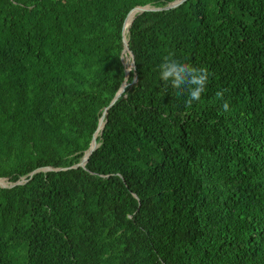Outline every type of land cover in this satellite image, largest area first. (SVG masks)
I'll use <instances>...</instances> for the list:
<instances>
[{"label": "trees", "instance_id": "obj_1", "mask_svg": "<svg viewBox=\"0 0 264 264\" xmlns=\"http://www.w3.org/2000/svg\"><path fill=\"white\" fill-rule=\"evenodd\" d=\"M172 1L0 0V264H264V0L135 13L108 105L126 13ZM168 53L213 74L191 107Z\"/></svg>", "mask_w": 264, "mask_h": 264}, {"label": "clouds", "instance_id": "obj_2", "mask_svg": "<svg viewBox=\"0 0 264 264\" xmlns=\"http://www.w3.org/2000/svg\"><path fill=\"white\" fill-rule=\"evenodd\" d=\"M158 73L165 88L169 86L173 88L177 97H187L186 107H191L194 102L200 100L206 91L210 76L213 75L206 66H195L182 61L173 53H168L162 58V62L158 65ZM216 95L222 98L223 92L217 91ZM222 109L225 112L230 110L227 101L223 103Z\"/></svg>", "mask_w": 264, "mask_h": 264}, {"label": "water", "instance_id": "obj_3", "mask_svg": "<svg viewBox=\"0 0 264 264\" xmlns=\"http://www.w3.org/2000/svg\"><path fill=\"white\" fill-rule=\"evenodd\" d=\"M182 1H183V0H174V1L170 2V3H168L166 6H164V7H162V8H154V7H151V6H149V5H143V6H132V7L128 10V12L126 13V15H125V17H124V20H123V23H122V27H121V38H122V44H123V47H122V50H121L120 58H121V60H122V54H123L124 52H127V54H128L129 57H130V60H131V69H133V71H134V61H133V58H132V53H131V51L129 50V48H128V46H127V43H126V40H125V38H124V28H123V24H124L125 18H126V16L128 15L129 11H130L131 9L135 8V9H136V13L138 14V13H141L142 11H155V10H162V9H167V8H170V7H174V6L178 5L179 3H181ZM132 19H133V18H132ZM131 21H132V20H131ZM130 23H131V22H130ZM129 25H130V24H129ZM124 50H126V51H124ZM126 75H127V72H126V70H125V73H124V79H123V81H122L120 87L118 88V90L116 91L115 95L113 96V98L111 99V101L109 102L108 105H111V104L117 99V97L119 96V94L123 91L124 87H125L127 84H129V83H127V82L125 81V79H126ZM135 80H136V77L134 78L133 81H135ZM106 110H107V107H105L104 110H103V112H102L101 117H103V119H105V117H106ZM98 121H99V120H98ZM103 123H104V122H103ZM102 125H103V124H102ZM97 126H98V123H97ZM97 126H96V128H97ZM101 129H102V126H101ZM101 129H100V130H101ZM95 131H96V129H95ZM95 131H94V133H95ZM94 133H93V135H92V138L90 139V142H89V145H88L87 149L84 151L83 156L81 157V159H80V160H79L74 166H79L80 168H84L85 163H86V160H87L89 154H90L91 151L97 146V142H96V145H95V146H91V143H92V141H93V139H94ZM50 169H51V168H49V167H43V168H41V170H43V171L50 170ZM37 170H39V168H36V169H34L33 171H31V172H30V175H31L32 173L36 172ZM56 170H58V169H56ZM8 182H9V181H8ZM22 182H23V179L20 180V181L9 182V183L11 184V185H9V186H1V185H0V187H10V186H13V185H15V184L22 183Z\"/></svg>", "mask_w": 264, "mask_h": 264}, {"label": "bare ground", "instance_id": "obj_4", "mask_svg": "<svg viewBox=\"0 0 264 264\" xmlns=\"http://www.w3.org/2000/svg\"><path fill=\"white\" fill-rule=\"evenodd\" d=\"M136 13V9L135 8H133L131 11H130V13L127 15V17L125 18V21H124V24H123V28H124V34H125V32L127 31V28H128V26H129V24H130V22H131V20H132V18H133V16H134V14ZM126 20H128L127 22H126ZM126 22V23H125ZM125 24H127V26H126V29H125ZM127 37V36H126ZM124 51H126V50H124ZM128 68H127V75H128V71H129V68L131 67V60H130V62H129V64H128V66H127ZM127 75H126V77H127ZM100 119H102L101 121H100ZM99 119V123H98V126H97V129H96V131H95V133H94V139H93V141H92V143H91V146H95L96 145V143H94V140H95V138H96V136L99 134L98 132V130H100L101 129V126H103L102 124H103V122H104V119H103V117H101ZM101 122H102V124H101ZM1 180H4V179H1ZM8 182V181H7ZM9 183V182H8Z\"/></svg>", "mask_w": 264, "mask_h": 264}, {"label": "rangeland", "instance_id": "obj_5", "mask_svg": "<svg viewBox=\"0 0 264 264\" xmlns=\"http://www.w3.org/2000/svg\"><path fill=\"white\" fill-rule=\"evenodd\" d=\"M125 54H127V52H125ZM128 59H130V57H129L128 54L125 56V59H124V56H123V54H122V61H123V63H124V61H125V63H127V60H128ZM99 132H100V131H99ZM4 181H5L4 184H2V183H3L2 181H0V185H1V186H9V185H11L10 183L7 182V181H9V180L6 181V179H5Z\"/></svg>", "mask_w": 264, "mask_h": 264}]
</instances>
